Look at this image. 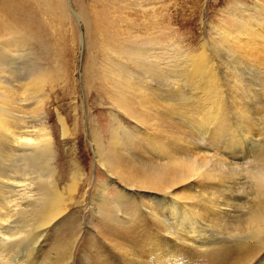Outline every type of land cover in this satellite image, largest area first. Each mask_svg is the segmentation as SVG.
<instances>
[{
	"label": "rangeland",
	"instance_id": "1",
	"mask_svg": "<svg viewBox=\"0 0 264 264\" xmlns=\"http://www.w3.org/2000/svg\"><path fill=\"white\" fill-rule=\"evenodd\" d=\"M235 32L255 33L264 44V0H0V107L8 103L22 104L20 115L17 112L12 118L13 123L20 124V131L29 132L28 137L39 144L35 146L38 153L28 150L35 149L32 146H19L15 142L9 143V147L0 146V168L6 176L20 180L16 189L10 187L13 191L4 190L8 201L18 198L15 192H21L24 184L26 196L34 195V201L23 199L24 205L28 204L27 212L24 207L17 208L20 213L18 216L15 213L6 230L10 242H5L0 235V264H41L46 258L56 262L69 251L70 258L65 260V257L60 263L77 264L85 245L97 240L95 229L105 226L104 217L92 211L93 202H98L102 195L110 205L116 200V186L107 183V191L101 190L109 178L94 156V149L110 146L118 120L135 139L142 132L135 126L137 123L123 116V101L138 99L144 85L166 93L172 81L181 78L174 65L201 50L214 59H223L221 35ZM261 56L264 57V49ZM154 65H159L161 73L150 76ZM163 68H172V71L162 74ZM220 68L217 66L218 71ZM244 69L247 79L253 75L255 80H252L264 86V72ZM186 90L185 98L189 100ZM260 125L264 131V117ZM211 126L201 125L196 130L191 125L189 129L195 132L196 135L190 129L193 137L199 133L203 138L206 134L211 140ZM228 133L220 139L212 138L209 145L215 152L218 148H221L218 153L223 154L234 150ZM196 137L192 144L199 142ZM36 138L43 141H35ZM244 140L240 137L238 145H242L246 150L243 153L249 157L239 162L242 165L224 167L233 179L241 177L243 184L236 185L243 196L241 200L251 198L250 178L263 165L258 155L264 152V134L254 147ZM222 148L227 149L224 152ZM126 153L133 155L134 152L129 149ZM58 191L66 200V209L57 223L48 226L42 235L43 227L39 228L38 221L32 218H38L40 205L34 209L33 205L37 198H48L59 194ZM133 201L134 207L122 208L131 218L132 211H140L145 204L142 198ZM242 206L226 217L225 225L222 223L225 227L218 224L212 232H206L211 234L210 241L231 250L253 239L245 230L230 231L234 221L243 220L250 204ZM253 210H259L257 205ZM120 211L116 213L121 215ZM27 218L32 219L29 227L24 222ZM31 239H40L36 251L32 249Z\"/></svg>",
	"mask_w": 264,
	"mask_h": 264
},
{
	"label": "bare ground",
	"instance_id": "2",
	"mask_svg": "<svg viewBox=\"0 0 264 264\" xmlns=\"http://www.w3.org/2000/svg\"><path fill=\"white\" fill-rule=\"evenodd\" d=\"M221 38L224 52L221 51L220 57L223 59H214V56L201 50L174 65L181 78L173 80L165 94L158 88L144 85L138 99L123 101L125 110L122 115L126 116V120L137 123L138 126H135L140 127L142 132H138L140 136L135 139L118 120L112 130L110 146H96L94 149V156L109 178V182H103L101 190H106L107 183L113 184L117 188L116 200L110 205L108 198L102 195L98 202H93L92 211L104 217L105 226L94 228L97 240L85 245L87 247L84 252L81 250L77 264H264V152L258 155V161H263L262 167L251 178L250 175L248 177L252 192L250 199L241 200V191L236 186L243 184L241 177L233 179L224 168L234 167L249 157L243 153L246 150L242 145H238L240 137L254 147L264 134L260 125L264 117V86L262 82L257 84L253 81V75L248 80L244 75L248 73L242 71L248 68V72H264V57L261 56L264 44L257 39V34L249 32L225 34ZM158 66L154 65L150 76L158 71L161 73ZM217 66L221 67L219 71ZM172 68L168 70L172 71ZM168 70L163 68L162 74ZM185 89L190 94V101L185 98ZM21 107L18 102L0 107V146L9 147V143L15 142L24 147L32 146L35 149L28 150L38 153L35 146L39 144L33 143L28 137L29 132L20 131V124L13 123L12 118L17 112L20 115ZM198 122L200 127L212 125L211 140L229 132L228 140L234 150L223 154L218 153L221 150L218 148L220 150L215 152L217 150L211 148L209 144L212 141L205 137V132L203 138L199 133L194 136L199 142L192 144L195 132L190 128L193 134L189 127L192 125L198 130L195 125ZM35 141L43 140L36 138ZM44 141L48 139L44 137ZM129 149L134 152L131 156L126 153ZM17 180L20 181L0 170V235L5 242L11 240L6 230L11 226L15 213L19 212L17 208L28 205H24L23 199L33 198L34 201V195L26 196L25 184L21 185L23 189L20 188L22 194L17 190L18 198L8 201L4 190L10 187L16 189ZM58 193L48 198L39 197L33 205V209L40 205L38 218H32L38 221L39 228L43 227L42 235L48 226L57 223L66 209V200L61 191ZM137 198L145 200L144 208L132 211L131 218L122 208L129 209ZM247 204L250 206L245 217L239 223L234 221L230 231L245 230L253 239L231 250L210 241L211 234L206 232H212L214 226L224 223L227 216ZM256 205L258 211L253 210ZM251 207L253 212H250ZM118 211L121 215L116 213ZM31 220L27 218L24 221L27 222L26 227ZM39 240L31 239L35 251L41 244ZM69 252L59 256L56 262L46 258L41 264H58L60 260L63 263L70 258Z\"/></svg>",
	"mask_w": 264,
	"mask_h": 264
}]
</instances>
